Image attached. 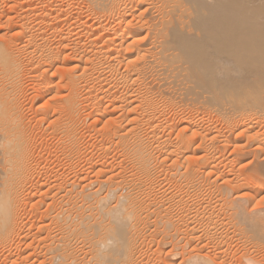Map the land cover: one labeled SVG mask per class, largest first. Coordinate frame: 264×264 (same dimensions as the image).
Segmentation results:
<instances>
[{"label": "bare ground", "instance_id": "bare-ground-1", "mask_svg": "<svg viewBox=\"0 0 264 264\" xmlns=\"http://www.w3.org/2000/svg\"><path fill=\"white\" fill-rule=\"evenodd\" d=\"M31 2L0 16V253L264 264V0ZM81 105L102 122L90 153Z\"/></svg>", "mask_w": 264, "mask_h": 264}, {"label": "rangeland", "instance_id": "rangeland-1", "mask_svg": "<svg viewBox=\"0 0 264 264\" xmlns=\"http://www.w3.org/2000/svg\"><path fill=\"white\" fill-rule=\"evenodd\" d=\"M9 1H11V2H9ZM60 3H63L62 5H65V3L66 4H68L70 1L68 0V2L66 1L65 3L63 2V1H60V0H58ZM30 2H31V0L30 1H28V0H0V16H2L1 18V20L3 21L4 20V14H5V16L6 15H8L7 13H11V15H13L14 14V12H15V7H17V8H19L18 6H21V5H28V4H30ZM18 3V4H17ZM32 3V2H31ZM6 4H10V5H8L9 6V8H7L8 6L6 5ZM2 5V6H1ZM6 7V8H5ZM2 11V12H1ZM7 12V13H6ZM9 13V14H10ZM16 13V12H15ZM84 15V16H83ZM82 15V18H83V21L85 20L86 22H90L89 24H91L92 22L90 21V20H87V19H89L88 17L86 18V14H83ZM86 18V19H85ZM10 27H11V24H10ZM8 30H9V28H7ZM10 34H13L12 32L10 33ZM22 56V55H21ZM23 56L24 57H22L23 58V62H24V58H25V55L23 54ZM21 58V59H22ZM30 66H27L26 67V70L29 68ZM25 70V74H26V71ZM33 73H30V72H28L26 75H24L23 76V79H22V88H23V90H24V94H22L21 95V98H23L22 99V101H24V102H22V106H23V109H22V111H23V114L25 115V117H26V119L27 120H30V118H32L33 116H34V107H36L35 105L36 104H38V103H40V102H35L34 104L35 105H31V103H29L30 101H31V99H33V98H31V97H33V94H32V92H33V90H32V86H33ZM50 74V71H49V73L47 74V75H49ZM29 75V76H28ZM31 79H32V82H31ZM27 80V81H26ZM57 80V79H56ZM25 82V83H24ZM28 83V84H27ZM31 83V84H30ZM28 89H29V93H28ZM26 91V92H25ZM31 92V93H30ZM186 93V92H185ZM28 99V100H27ZM30 100V101H29ZM25 104H27V105H25ZM30 105V106H29ZM30 108H29V107ZM84 107V108H83ZM34 108V109H33ZM82 108V109H81ZM31 109V110H30ZM89 108L88 107H86V106H80V108H79V110H82V111H79V114L80 115H83V116H81V119H80V121H79V124H78V126H79V135L82 137V149H83V152H88V153H90L89 151V145H91L92 143H94L95 141H98V140H96V139H98L99 138V133L101 134V126H102V122L101 121H97L96 122V126L93 124L92 126H94L93 128H95L94 130H96L97 128H99V129H97V131H94L93 129H92V126L91 125H89V124H92L93 122V120H92V118H88V116H89V114H90V111L88 110ZM86 110V111H85ZM31 113H32V115H31ZM29 117V118H28ZM94 119V118H93ZM91 120V121H90ZM201 120V123H202V121L204 120V121H206L205 119H203V118H200L199 120H197V122H198V124L200 123L199 121ZM204 121H203V123H204ZM80 122H81V124H80ZM82 122H83V125H82ZM196 122V123H197ZM99 123V124H98ZM197 124V125H198ZM82 125V126H81ZM101 125V126H100ZM91 126V127H90ZM42 127H44V126H42ZM83 129V130H82ZM100 130V131H99ZM89 131V132H88ZM99 131V132H98ZM95 132H98L97 134L95 133ZM87 135H89V136H86V134ZM90 133V134H89ZM93 135H92V134ZM91 136V137H90ZM89 137V138H88ZM97 137V138H96ZM85 138V139H84ZM89 141V142H88ZM94 141V142H93ZM91 142V143H90ZM84 143V144H83ZM89 144V145H88ZM87 145V146H86ZM87 148V150H85ZM89 148V149H88ZM229 149V148H228ZM228 149H226V152L228 151ZM85 150V151H84ZM95 152V151H94ZM93 152V153H94ZM111 152H113V153H111ZM118 154H119V152H115V151H110V153H109V155L107 156V161H108V164H109V162L110 161H112V162H110V164H109V166L111 167V168H109V169H113L114 170V172H115V169H117L116 171H120V169H122L123 167V170H124V172L126 171V173H128L129 172V166L126 164H123L122 165V168H120V167H118L117 165H115V162H117V161H114L115 159V157L114 156H116L117 155V157H118ZM95 155H97V156H95ZM112 155H114V156H112ZM111 156V157H110ZM95 157V158H94ZM94 161H93V163L94 162H100L99 160H100V155H98L97 153H95L94 154ZM98 157V158H97ZM111 158V159H110ZM106 161V162H107ZM83 163V162H82ZM111 163H113V164H111ZM87 164V163H86ZM82 165H85V163H83ZM108 166V167H109ZM126 167V168H125ZM85 168H88V166L87 165H85ZM120 168V169H119ZM88 170V169H87ZM64 172L65 171H60L59 173L60 174H64ZM88 173L91 175V173L88 171ZM130 173V172H129ZM88 174V177H90V175ZM34 197H36V198H34ZM37 199V200H36ZM32 201H30L29 203H28V205H27V207L25 208V221H26V219H27V217L30 215V216H32V213H33V215L34 214H36V212L39 214L40 212H42L44 209V205H42V204H40L41 203V199H40V197L39 196H33L32 197V199H31ZM36 200V201H35ZM40 200V201H39ZM37 201H38V203H37ZM33 204V205H32ZM32 205V206H31ZM40 205H42L43 207L41 208V206ZM31 206V207H30ZM40 208H39V207ZM33 208V209H32ZM43 209V210H42ZM27 210V211H26ZM30 211H32V213H30ZM34 211V212H33ZM27 213H28V215H27ZM29 216V217H30ZM28 217V218H29ZM26 230V229H25ZM34 231V230H33ZM32 230H31V234H32V232H33ZM27 232V231H26ZM25 232V233H26ZM28 234V233H27ZM29 239H30V237H29ZM28 239V240H29ZM27 240V242H30V241H28ZM207 240V239H206ZM206 240H204L203 239V241L202 242H204V241H206ZM210 241H211V243L213 242L212 240H209V241H206V242H209L210 243ZM236 241V240H235ZM234 240H232V241H230L229 243H228V245L227 246H224L223 248H225L226 249V251H227V249H228V253H227V255L228 256H231L232 257V255L235 257V256H237L236 258H238L240 255V253L242 254V252L241 251H243V249H244V247L242 248V250H240L241 249V246H242V242L241 241H237V242H235ZM239 243V244H238ZM240 243H241V245H240ZM203 244H205V243H203ZM211 245V244H210ZM167 248H169V249H167ZM246 248H247V246H246ZM166 249V250H165ZM164 249V251H168V250H170L171 248L170 247H166ZM29 250V251H28ZM245 250V249H244ZM22 251H24V254H23V252ZM27 251H28V253H27ZM240 251V252H239ZM7 251H5V252H3V253H0V264H10L11 262H10V260H12V259H15L14 257H16V256H14V257H12V256H9L8 258L10 259H6V257L8 256V253H6ZM18 252H20V255L22 254L23 255V257L25 256V253H27V255H30V253L32 252V250H31V248H28V249H26V246L25 245H21L20 246V248H19V251ZM229 252H230V254H229ZM33 253V252H32ZM206 253V252H205ZM231 253H232V255H231ZM6 254V255H5ZM201 254H203L204 255V252H201ZM2 255H4V256H2ZM21 255V256H22ZM26 255V256H27ZM1 256H2V258H1ZM6 256V257H5ZM10 257H12V258H10ZM151 257V256H150ZM153 257H151V258H148L146 261L148 262V263H150V264H155V263H153V261H154V259H152ZM178 257H176L175 259H173L172 261L170 260V262H172V264H178V263H180L179 261H181V259H177ZM152 262H151V261ZM146 261H144V262H146ZM6 262V263H5ZM147 262H146V264H147ZM233 262H234V260H233ZM234 264V263H233Z\"/></svg>", "mask_w": 264, "mask_h": 264}]
</instances>
